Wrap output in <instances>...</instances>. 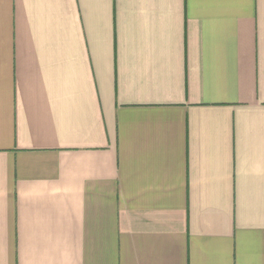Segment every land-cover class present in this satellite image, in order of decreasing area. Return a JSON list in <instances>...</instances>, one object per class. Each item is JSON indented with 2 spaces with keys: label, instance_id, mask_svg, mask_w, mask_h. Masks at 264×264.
Masks as SVG:
<instances>
[{
  "label": "crops",
  "instance_id": "1",
  "mask_svg": "<svg viewBox=\"0 0 264 264\" xmlns=\"http://www.w3.org/2000/svg\"><path fill=\"white\" fill-rule=\"evenodd\" d=\"M0 264H264V0H0Z\"/></svg>",
  "mask_w": 264,
  "mask_h": 264
}]
</instances>
